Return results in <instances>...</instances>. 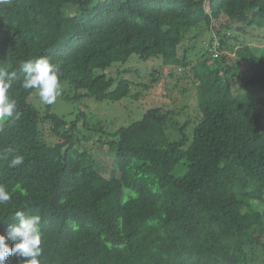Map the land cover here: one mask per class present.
<instances>
[{
    "label": "trees",
    "instance_id": "obj_1",
    "mask_svg": "<svg viewBox=\"0 0 264 264\" xmlns=\"http://www.w3.org/2000/svg\"><path fill=\"white\" fill-rule=\"evenodd\" d=\"M247 25L264 0H0V264H264V45ZM39 84L126 122L41 115Z\"/></svg>",
    "mask_w": 264,
    "mask_h": 264
},
{
    "label": "rangeland",
    "instance_id": "obj_2",
    "mask_svg": "<svg viewBox=\"0 0 264 264\" xmlns=\"http://www.w3.org/2000/svg\"><path fill=\"white\" fill-rule=\"evenodd\" d=\"M214 27V26H212ZM246 32L247 35L243 37V40L253 41L255 37L253 36V33H257V37H262L264 35V27L260 29L259 26L251 27L250 25L246 26ZM255 35V34H254ZM214 36V33L211 31L207 32V42H209L210 38ZM257 44H260L262 42H256ZM66 86H60L58 89H47L44 84L38 85L33 95L30 97V101L33 102L38 106V108L41 110L42 114H46L48 111L49 113L56 114L57 116L63 117L66 120H72L75 118L76 114L81 110L87 113L88 115H93L94 118L100 119L101 117L104 118H110L114 122L115 127H119L120 125L125 124L126 121H123L124 118L122 115L125 114V110L123 109L122 115H110V111L114 109L113 106L109 105H97L92 99H89L87 97H83L79 101H74L72 99H69L66 97L67 90ZM161 89V85L157 86L154 92H159ZM37 93L38 95L34 96V94ZM175 94V92H174ZM153 94H150L152 97ZM157 97V94H155V97L152 99L154 100ZM168 102V100H165ZM49 103V106L47 104ZM124 104V103H123ZM128 103H126V109H127ZM118 106H116V109ZM122 108V107H121ZM119 108V110L121 109ZM94 109V110H93ZM126 120V118H125ZM180 123H182V119L179 118L178 120ZM173 124V122H172ZM108 125L111 127V123L109 122ZM125 126V125H124ZM40 128L43 129V132H45L46 137H53L51 136V129L53 128V123L50 121H46L44 124L40 125ZM50 140V141H51ZM56 139L53 141L55 142ZM92 152L96 155L97 159L99 160L100 164L103 167L110 168L112 166L113 161V155L107 153L105 147H100L98 144H96ZM185 172V168L182 164L178 165L176 170L174 171L175 176H178L180 174H183Z\"/></svg>",
    "mask_w": 264,
    "mask_h": 264
},
{
    "label": "clouds",
    "instance_id": "obj_3",
    "mask_svg": "<svg viewBox=\"0 0 264 264\" xmlns=\"http://www.w3.org/2000/svg\"><path fill=\"white\" fill-rule=\"evenodd\" d=\"M213 29V30H212ZM261 29V28H260ZM211 32L212 33H214V36H213V38L214 39H218V34H217V32L215 31V29H214V27H211ZM228 34H230L229 32L227 33V35ZM253 36L255 37V39L253 40V41H248V40H244L246 43H253V44H257L256 42L258 41V42H262V43H260V44H257V45H259L260 47H262L263 45H264V35H262V37L260 38V39H257V37H256V35H254V33H253ZM241 40H243V38L241 39ZM240 47V46H239ZM232 56H234V54L232 53ZM40 85V84H39ZM45 85V84H44ZM38 87V86H37ZM36 87V88H37ZM47 89H55V88H49V87H47V86H45ZM36 90V89H35ZM35 92V91H34ZM34 92H32V94L30 95V97L33 95V93ZM38 94L37 93H35L34 94V96H33V98L35 97V96H37ZM41 115H43V114H41ZM45 115V114H44ZM48 121H50V120H48ZM45 123V122H44Z\"/></svg>",
    "mask_w": 264,
    "mask_h": 264
}]
</instances>
